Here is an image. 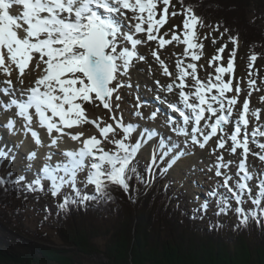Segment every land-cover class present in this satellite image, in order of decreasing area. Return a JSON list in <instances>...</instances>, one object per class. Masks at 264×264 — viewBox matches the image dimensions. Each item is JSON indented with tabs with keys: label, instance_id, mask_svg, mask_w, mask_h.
I'll use <instances>...</instances> for the list:
<instances>
[{
	"label": "snow or ice",
	"instance_id": "snow-or-ice-1",
	"mask_svg": "<svg viewBox=\"0 0 264 264\" xmlns=\"http://www.w3.org/2000/svg\"><path fill=\"white\" fill-rule=\"evenodd\" d=\"M159 2L160 0H0V73L5 77L0 81V115L6 119V122L0 123V128L6 129L10 136H16L21 131L25 136L30 133L39 147H43L44 143L36 128L45 130L50 139L47 145L49 151L43 157V164L37 167L34 163L38 158L36 150H29L24 157H20L19 149L24 141L9 144L0 133V163L7 161L11 166L18 158L27 161L19 174L8 171L7 178L0 176V189L6 192L7 185L23 184L27 191H43V181L47 180L51 182V195L56 197L63 187L70 186L74 197L65 195L58 204L60 210H67L72 204L87 207L88 201L105 197L111 200V195L106 191L109 185H117L128 192L133 175L138 181H143L134 161L140 149L153 137L160 135L155 129L143 127L140 130L139 125L132 122L124 124L122 118L116 119L115 116L114 124H105L103 127L93 121L100 138L92 135L81 139L84 135L82 132L73 134L65 129H73L88 122L82 107L86 102L98 101L105 109L113 110V96L124 86L121 78L128 77L131 80L136 63L146 60L140 54L138 46L154 41L163 49L175 41L185 46L184 57L190 56L192 61L200 59L193 51L202 47L194 41L195 29L199 23L194 10L191 7L185 10L183 31L178 34L176 26H173L169 40L159 33L167 22L170 0H162L165 7L159 14V19H156ZM172 15L177 13L173 12ZM230 39L233 43L236 42L235 38ZM224 47L226 46L218 49V53H222ZM151 54L160 63L163 74L172 76L157 51L152 50ZM233 55L234 53H230L227 66H217L215 76L210 74L207 81L198 78L195 63L185 65L183 59H177V72L172 83L161 90L171 93L174 88H178V103L161 100L159 95L156 99L165 103L172 112L178 113L182 123H178L172 116H167L166 123L174 133L186 137V144L190 141L192 145L204 149L219 134L216 148L224 149L230 140L231 153L235 154L241 148L246 159L250 152L246 119L249 111L248 98L244 99L243 111L230 134L226 128L231 123L234 106L238 103L237 96L227 95L233 91L232 79H224L225 74L231 76L234 72ZM215 59L219 60L221 57L217 55ZM256 59V55L250 58L253 62ZM34 71L36 75L33 78ZM189 78L191 84L187 82ZM254 83L249 82L250 86ZM235 91L239 95V85ZM115 99L120 100L121 97L116 95ZM261 99L264 100V97ZM141 106L139 103L136 105L137 109ZM115 107L119 109L120 105ZM158 113L163 114L157 108L148 117H144L140 111L135 115L141 119L155 120ZM252 114L259 118L258 112ZM20 121L22 128L17 126ZM241 125L244 127L243 133ZM117 129L123 133L120 138H116ZM136 132L138 138L135 143H130V138ZM241 135L243 139H240ZM257 135L264 136V131L254 129L251 142L264 149V143L256 141ZM63 136H69L80 147L52 152V148H60ZM105 141L114 145V149L105 150ZM165 147V139L161 136L159 148L163 150ZM175 148H178V144L172 142L160 159L169 156ZM187 154L183 149L175 152L168 161L167 168L160 170L161 174L167 173ZM54 156H61L62 159L53 163ZM217 159L216 175L223 176L222 187L231 193L237 204L234 210L238 216L236 227L247 226L250 220L264 227V207H261L264 202V178L258 176V192L253 197L248 184L253 173L248 171L245 159L239 163V180L235 181V187L229 184L232 176L220 171L221 168L227 169L232 161L223 162V156ZM260 159L264 160V156ZM155 166L154 150L146 171L151 175ZM85 171L86 178L81 183L85 187L94 186V194H88L83 188L77 187V174ZM29 173L34 176L31 181L27 179ZM170 183L165 185V189ZM246 193L255 205V208L247 211L242 207ZM212 195L217 196L218 193L214 191ZM216 203V215L226 214L231 206L229 198L223 194H219ZM201 208L206 213L208 203L204 202ZM199 211L200 209H194V212Z\"/></svg>",
	"mask_w": 264,
	"mask_h": 264
},
{
	"label": "trees",
	"instance_id": "trees-1",
	"mask_svg": "<svg viewBox=\"0 0 264 264\" xmlns=\"http://www.w3.org/2000/svg\"><path fill=\"white\" fill-rule=\"evenodd\" d=\"M256 1L180 0V4L191 7L205 27L216 26L264 54V27L257 17L249 18ZM134 163L143 181L133 175L128 192L109 185L106 191L112 199L88 201L87 207L58 208L65 195L74 197L71 187L56 197L50 185H43V191H27L23 184L7 185L6 192L0 189V264H83L82 257L96 254L106 259L104 264H264V227L250 220L237 228V206H230L226 214L213 210V217L202 209L194 212L182 204V192H175L171 183L165 189L170 181L160 169L150 175L149 164ZM17 200L49 201L53 206L44 205L43 217L31 229ZM226 216L235 221L227 223ZM48 225L52 236L42 229Z\"/></svg>",
	"mask_w": 264,
	"mask_h": 264
},
{
	"label": "rangeland",
	"instance_id": "rangeland-1",
	"mask_svg": "<svg viewBox=\"0 0 264 264\" xmlns=\"http://www.w3.org/2000/svg\"><path fill=\"white\" fill-rule=\"evenodd\" d=\"M164 4L162 0L157 5V16L156 19H159V14L164 9ZM186 8L180 4V0H170L168 6V13L166 15V23L160 30L159 35L164 36L165 39H171L173 26H176L175 31L179 34L183 31V21L185 19ZM175 12L177 15L173 16L172 13ZM131 15V14H129ZM257 17L259 24L264 27V0H257L250 8L249 18L253 19ZM146 27V25H145ZM223 34V35H221ZM143 36V34H139ZM230 38H235L223 30L218 29L216 26L214 28L205 27V25L197 24L195 33H194V41L197 45H202V47H198L197 49L193 50L195 54H197L200 59L197 61H192L191 57H184V47H180L183 44H179L173 41L171 44L166 45L163 49L159 51V54L164 60V63L167 64L169 71L175 73L172 66L176 67L177 59H183L184 64L188 63H195L197 65V76L201 78L202 81H207L209 75L211 74L213 77L215 76V68L217 66H227L230 53H234L233 55V62H234V72L229 76L225 74L224 79L228 80L229 78L232 79V88L233 91L228 93V96H237L238 103L234 106V110L239 109L241 98L236 93L235 89L237 85H239L241 91L239 95L244 94L251 99L252 102H260L262 106H264V100L261 98L264 97V54L256 53L252 50V48L248 44L241 43L237 38H235L236 42L233 43ZM181 39L183 37L181 36ZM156 42H147L145 52L139 50L140 54L145 56L144 54H151L152 50L155 49ZM145 46V45H143ZM222 46L224 47V51L222 53H218V49ZM219 55L221 59L217 60L215 57ZM256 55L257 59L253 62L250 60L251 56ZM142 62L139 61L136 63L135 68L132 70L131 73V80L128 77L121 78L124 81V86L119 88L118 91L114 94L113 99L111 101L113 105V110L109 111L103 107L98 101L94 102H86L82 105L85 110L86 119L88 122L82 123L79 125L80 128H83L87 132H91L92 135H95L97 138L99 136V130L96 127V123H99L101 127L105 124H114L113 116L116 119L123 120L124 124L132 122L134 124L137 123L138 119H141L139 116H136V105L140 102V98L138 93V89L142 90L146 97L149 95L157 96V92L155 93V86L151 72L147 70H140L138 68V64ZM146 62H149L146 60ZM150 66V63L148 64ZM251 65V66H250ZM157 66V65H156ZM160 68H162L160 66ZM141 72V73H140ZM138 74L143 78L147 79L148 82L140 84L136 78H138ZM199 78V79H200ZM254 81L255 83L250 86L249 82ZM153 83V84H152ZM192 83V82H191ZM130 84V86H129ZM152 86V87H151ZM151 88H153L151 90ZM158 89V88H157ZM250 94V95H249ZM118 95L121 97L120 100H116L115 96ZM148 95V96H147ZM247 98V97H246ZM240 99V101H239ZM119 104L120 107L117 109L115 106ZM260 105V106H261ZM138 111V110H137ZM140 111V108H139ZM149 111V110H148ZM148 111H142L141 113L143 116L148 115ZM238 112L234 111V121H231L230 124L226 126L227 129L233 127V123L238 120ZM259 116V115H258ZM259 121V125L264 127V117L256 118ZM126 120V121H124ZM144 120V119H142ZM95 121L96 123H93ZM256 124V122H254ZM147 125H153L152 122H149ZM158 127L164 131V134H168L167 142L171 143L176 142L178 144V148L173 150V153H170L169 156L165 157L163 160L160 159V156L163 154V151L167 149L161 150L159 148L160 139L154 140L156 137H153L151 141L145 144L137 154L135 160L139 162L145 161L151 163L152 160V153L151 151H156V166L161 169L167 168L168 161L171 159L172 155L175 152L181 149L185 150L188 156V160L192 159L190 162V172L188 173H176L174 165L167 173H165L166 177L171 182L174 191L178 192L181 190V199L182 204H184L188 209H201V205L207 201L208 209L207 214L211 217L214 214H211L213 210L218 209L216 200L219 198V194H223L229 198V203L231 206H236V201L232 198L231 193L223 185V176L216 175V167L215 165L218 163V157L223 155L211 154L210 152L212 149L210 148L211 145L207 144L204 149H201L199 146L192 145L191 142L185 143L186 138L181 136L174 137V132L167 127L157 124ZM155 127V126H154ZM251 128L250 126H248ZM248 128V129H249ZM259 128V127H258ZM163 134V133H162ZM230 134V133H229ZM123 133L117 129V137L120 138ZM17 136V135H16ZM251 136V134H249ZM18 137V136H17ZM171 137L169 140L168 138ZM21 139V138H20ZM137 139V132L133 133L132 137L130 138V143H135ZM240 139H243V135H241ZM258 143H263L262 140L255 138ZM154 141V142H153ZM252 138L249 137V146H252V151L250 150L249 154L247 155L246 159L243 157L242 153H231L230 149H223L225 154L230 156V160L232 163L229 165L227 169L221 168L220 171L222 173H227L228 175L232 176V180L229 181V184L235 187V181L238 180L239 176L237 175L239 163L242 159H245V162L248 165L247 169H250L253 173V178L248 182L249 186H251L252 196L255 197L257 194V190L255 189V185L258 182V176L261 178V173L264 171V160H261L260 157L264 156V149H260L257 146V143H252ZM227 142L230 143L231 141L228 140ZM105 150L114 149V145L107 143L106 141L103 143ZM229 146V145H228ZM177 150V151H176ZM210 151V152H209ZM21 155V154H20ZM208 155V156H207ZM22 157V156H21ZM216 160V162H215ZM38 161V160H37ZM37 161L34 163L37 165ZM223 162H228V160L223 159ZM179 163V162H178ZM27 164L26 160L21 161L19 158L14 163V165L9 166L7 161L0 163V174L4 175L8 171H15L17 174L25 167ZM181 171H185V168L182 167ZM192 171V172H191ZM195 171V172H194ZM187 172V171H186ZM153 174V173H152ZM181 174V175H180ZM195 175V176H194ZM86 178V171L80 172L77 174V187L83 188L86 193H90L93 191L94 186L88 185L87 187L84 186L81 181H84ZM28 180L33 179V175L31 173L28 174ZM47 184H51L50 181L46 182ZM196 186L200 187L197 188ZM70 187L65 186L63 188ZM196 187V188H195ZM62 188V189H63ZM199 193L202 191L205 195H200ZM218 193L217 196H213V192ZM208 194V196H207ZM196 197V198H195ZM20 204L26 213V223L29 225L31 229H35L39 224L40 219L43 217L42 209L45 207H52L53 205L47 201L45 203H36L33 200L23 202V201H15ZM24 203V207H23ZM22 204V205H21ZM51 204V205H50ZM244 208H255V205L252 204L251 200L248 198L247 193L244 196V203L242 205ZM261 207H264V202H262ZM203 209V208H202ZM225 221L227 223L234 222V216H226ZM48 235L52 236L53 229L51 225L46 226L45 228ZM58 241L57 239H55ZM83 264H104L106 263V259L101 254H96L91 257H82Z\"/></svg>",
	"mask_w": 264,
	"mask_h": 264
},
{
	"label": "bare ground",
	"instance_id": "bare-ground-1",
	"mask_svg": "<svg viewBox=\"0 0 264 264\" xmlns=\"http://www.w3.org/2000/svg\"><path fill=\"white\" fill-rule=\"evenodd\" d=\"M145 46L143 45H140L138 46V49L139 50H142L143 52H145V48H146V44H144ZM180 47H185L184 45H181ZM160 57V59L164 62L163 58L161 57V55L159 54V51L161 50L157 43L155 44V49ZM145 58L147 61L149 62H146L145 61H142L138 64V68L142 71V70H149L151 72V76H152V79H153V82L155 84V86L153 85V87L156 89L155 93L157 92V94H159V97H163V98H166V100H168L169 102H173V103H177L179 101V96H178V93H179V89L178 88H174L173 91L171 93L167 92V91H162L161 88H166L168 84L172 83L174 77H175V74L177 72V69L176 67L173 65L172 66V69H174L175 73L172 72V76H165L163 74V68H160V63L156 60L155 57L152 56V54H144ZM180 59V58H179ZM150 63V66L148 65ZM157 65V66H156ZM165 66H167V64L164 63ZM188 71H191L190 69ZM141 73V72H140ZM36 75V72L34 71L33 72V78L35 77ZM198 78H200L198 76ZM5 79V77L3 76L2 73H0V81H3ZM138 80L139 83H143L144 81L148 82L147 79L143 78L138 74V78H136ZM201 79V78H200ZM144 82V83H145ZM159 82V84L157 83ZM189 84H191V79L189 78L188 81H187ZM178 83V81H177ZM153 84V83H152ZM152 87V86H151ZM158 88V89H157ZM153 88H151L152 90ZM148 96V95H147ZM240 98H241V101H240V105H239V109L238 110H233V116L231 117V121H234V111L237 113L240 114L241 111H243V102H244V99L247 97L249 99V111L248 113H246V119L249 121V127H247V132L250 134L253 132L254 129H258L259 131H264V127H262L261 125H259V121L256 119L257 116L256 115H253L252 113H255V112H258V115L262 118L264 117V106L261 105L260 102H252L251 99L248 97V94L246 96H244V94H240L238 95ZM5 100H7V97H4ZM261 105V106H260ZM136 111L138 110L137 108H135ZM150 111H154V109H151ZM149 111V112H150ZM238 119H239V115H238ZM4 120L5 119V116H4ZM126 121V120H124ZM236 122V121H235ZM254 122H256V124H254ZM86 124V123H85ZM264 125V123H263ZM18 127H21L22 128V121L18 122ZM227 126V125H226ZM143 127H148V126H142L140 127V129H142ZM235 127V123L233 125V127H230L228 130L229 133H231V131L234 129ZM259 127V128H258ZM150 129H155L157 131V128L154 126H151V127H148ZM242 133L244 131V127H242ZM249 128V129H248ZM36 130L38 132L41 133V138L43 140V143H44V146L43 147H39L35 144V142L32 140L30 134H28L27 136H25L24 132L21 131L17 134L18 137H16V139H18V142L23 140L24 141V145L28 148H30L31 150H36L37 153H38V156L40 157L38 159V163H37V167H40L42 166L43 164V157L44 155H46V153L49 151V148L47 147V145L50 143V139L49 137L47 136V133L45 130L43 129H39V128H36ZM66 132H70V133H76V132H82L84 135L81 137V139H84V138H87L88 136H92V133L91 132H87L85 131L83 128H80L79 126L76 127V128H73V129H65ZM0 133L3 134L4 136V140L9 143V144H12L11 141H8L7 138L9 137L8 133H5L4 129L3 128H0ZM8 136V137H7ZM249 137H252V136H249ZM10 138V137H9ZM21 138V139H20ZM257 139H260L263 141L264 143V136H260V135H257L256 136ZM156 139V138H155ZM154 139V140H155ZM219 139V134L216 136V137H213L209 142L208 144L211 145V149L212 151L210 152L212 155L213 154H216L217 155H223V159L225 160H230V156L228 154H225V151H223V149H218L216 148V141ZM154 142V141H153ZM229 145V146H228ZM80 147V144L76 141H73L70 139L69 136H63L61 141H60V148L57 149V148H52L51 151L56 153V152H61L63 150H69V149H75V148H79ZM252 146H249V149L252 151ZM213 149H215V152H213ZM225 149H231V145L229 142H227L225 144ZM177 151V150H176ZM178 152V151H177ZM242 153L243 152V149L241 148H238L237 149V152L236 153ZM20 153V151H19ZM151 153H153V151H151ZM234 155V154H232ZM208 156V155H207ZM235 156V155H234ZM58 159H62L61 156H54L53 158V163H55ZM192 159H189L188 160V156L185 155L184 157H182L175 165V170H176V173L180 172L182 174L184 173H188L190 172V162H191ZM216 162V160H215ZM246 164V167H248L249 164ZM182 167L185 168V171H181ZM250 170V169H249ZM187 171V172H186ZM192 172V171H191ZM195 172V171H194ZM181 175V174H180ZM195 176V175H194ZM44 183L47 182V180L43 181ZM167 184V182H166ZM197 188H200L198 186H196ZM195 187V188H196ZM180 192V191H179ZM197 193H199L198 190H196ZM201 195H205L204 193H202V191L200 192ZM208 196V194H207ZM207 202V201H206ZM203 213V212H202ZM216 213V212H215Z\"/></svg>",
	"mask_w": 264,
	"mask_h": 264
}]
</instances>
